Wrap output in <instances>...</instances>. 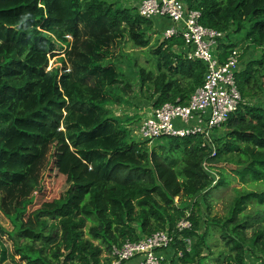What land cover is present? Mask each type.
<instances>
[{"label":"trees","instance_id":"16d2710c","mask_svg":"<svg viewBox=\"0 0 264 264\" xmlns=\"http://www.w3.org/2000/svg\"><path fill=\"white\" fill-rule=\"evenodd\" d=\"M180 1L201 14L202 26L229 38L220 62L236 46L233 34L262 53L237 74L244 102L220 128L215 156L201 137L160 139L154 147L129 140L106 108L107 93L122 83L110 61L120 41L151 49V65L139 78L154 109L186 105L202 86L205 68L179 53L183 38L152 43L165 22L145 20L137 7L114 0H0V210L12 224L6 235L19 263L101 264L113 247L163 231L173 235L181 264H203L213 226L224 230L235 254L222 264H264V219L237 220L249 203L264 206V190L238 191L228 218L207 219L211 193L231 184L224 170L215 180L214 165L243 168L234 172L240 181L264 189V108L245 103L264 94V0ZM54 41L71 44V71L60 77L45 71ZM49 153L60 196L50 195L43 173ZM187 213L192 227L178 233ZM5 253L0 241V264Z\"/></svg>","mask_w":264,"mask_h":264},{"label":"built area","instance_id":"2783aa9c","mask_svg":"<svg viewBox=\"0 0 264 264\" xmlns=\"http://www.w3.org/2000/svg\"><path fill=\"white\" fill-rule=\"evenodd\" d=\"M136 6L145 20L165 22L167 28L162 30L163 39L183 38V48L190 51L189 59L199 61L205 68L202 86L188 103L165 104L154 109L149 117L141 121L139 139L153 143L160 139L201 137L202 148L211 147L212 156H215L214 132L223 127L244 102L236 80L240 50H230L225 60L220 62L222 48L230 45L226 42V35L202 26L201 14L188 11L180 0H138ZM204 168L210 172L207 163ZM188 219L187 213L186 218L178 222V233L191 229ZM173 243V235L157 232L139 242L128 241L121 247H113L108 256L110 261L105 264H129L134 261L136 264H162L168 261ZM187 244L189 247L190 242L187 241ZM174 255L182 256L181 253Z\"/></svg>","mask_w":264,"mask_h":264},{"label":"rangeland","instance_id":"374dc122","mask_svg":"<svg viewBox=\"0 0 264 264\" xmlns=\"http://www.w3.org/2000/svg\"><path fill=\"white\" fill-rule=\"evenodd\" d=\"M114 1L119 2L120 5H123L124 7H137L135 0ZM241 36V34H233L232 36V38L236 40L235 48L240 50L238 71L243 70L249 61L257 60L260 58V56H262L261 50L249 48L248 44L244 43L245 41ZM152 38V43H154V40L162 39V36L159 34H154ZM68 40L71 43L72 39L68 38ZM70 43L66 46L54 41L53 49L50 53L49 61L45 68L47 73H54L60 77L64 71H71V66L69 65V58L71 57ZM150 51L151 49L136 48L129 41H120L111 48L112 56L110 61L115 62L117 65L121 74L120 80L122 83H120L117 87H113L107 93L108 102L106 108L110 111L111 115L115 119L122 123V127L127 131L129 140L137 142H139L138 129L141 121L149 117L154 110L153 101L155 99H151V94L147 92V86H142L139 78V70L148 69L151 65L152 55ZM245 103L264 108V94L258 96L253 95L249 97ZM60 130L61 132H64L65 129L63 125L60 126ZM222 136H224V128L214 132L215 139ZM157 143L159 142H153L149 144V146L154 147L157 145ZM47 164L48 165H46L43 173L48 170L46 175L49 179L48 188L51 193L50 195L56 193L59 194L58 196H60L62 193L55 192L57 183L55 173L53 172V168L55 167V158L53 160L52 156H50V153L47 159ZM214 167L217 171H211V173L216 177V181H218L217 174L219 171L224 170L225 175L231 184L226 189L214 190V192L211 193V197L209 198L210 217L207 218L208 220L214 218V220L220 221L228 218L230 216L234 199L238 195V191L261 192L264 190L260 183L248 182L243 184L240 181L239 177L234 174V172H241L243 168L237 169V167L224 164H216ZM53 199H56V197ZM257 213L260 214V216L262 215V217L259 218ZM205 215L206 214L204 213L203 216H201V219L204 220ZM245 217H248L250 222H253L254 219L263 220L264 206L260 207L255 202L249 203L243 215H240L237 220L241 222ZM257 229L258 228L255 225L247 229L245 233L246 239L249 240ZM11 231L12 224L0 210V241L3 243L6 252L3 255L2 264H21L14 257L11 242L6 235V233H10ZM204 232H207V227L204 228ZM222 233H224V230H221V228H216L213 226L210 227L209 236L207 237L208 243L210 245V251L209 254L204 253L207 259L205 262H203V264H222L223 260L233 258V255H235L231 252L230 248L226 246L225 239H222ZM229 233L231 232L229 231ZM97 243L98 242H95V244ZM175 252V249L170 250L169 260L166 261L165 264H181L180 260L174 255ZM105 256L107 257L105 262L108 263V256ZM249 260L254 264H261L252 260V258ZM251 262H249V264H251Z\"/></svg>","mask_w":264,"mask_h":264},{"label":"crops","instance_id":"0c3cea01","mask_svg":"<svg viewBox=\"0 0 264 264\" xmlns=\"http://www.w3.org/2000/svg\"><path fill=\"white\" fill-rule=\"evenodd\" d=\"M137 1H138V0H135L136 5H137ZM132 7H133V6H132ZM161 22H162V21H161ZM159 24H160V23H159ZM154 30H155V32H161L158 26H157V28H154ZM231 40H233V41L236 42V40L233 39V38H231ZM226 42L230 44L229 38H226ZM244 43H246V42H244ZM224 48H225V47L222 48L221 53H223ZM176 51H177V50H176ZM178 51H179V50H178ZM182 51H183L184 53H183ZM179 53L185 54V55L188 57L190 51L187 50L186 48H182V50L179 51ZM188 58H189V57H188ZM169 257H170V253H169V255H168V260H169ZM172 258H174V257H172ZM106 259H107L106 256H102V258H101V264H105V263H106V262H105ZM136 263H137V262L134 261V262H131V263H129V264H136Z\"/></svg>","mask_w":264,"mask_h":264},{"label":"clouds","instance_id":"9594fccd","mask_svg":"<svg viewBox=\"0 0 264 264\" xmlns=\"http://www.w3.org/2000/svg\"><path fill=\"white\" fill-rule=\"evenodd\" d=\"M228 46H230V45H228ZM235 49V48H234ZM230 50H232V49H230ZM229 53H230V51H229ZM239 73V72H238Z\"/></svg>","mask_w":264,"mask_h":264}]
</instances>
